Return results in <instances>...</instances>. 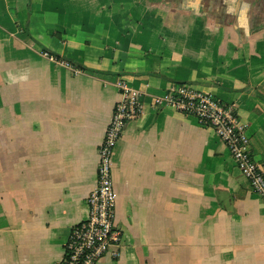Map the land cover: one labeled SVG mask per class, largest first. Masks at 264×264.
<instances>
[{"label":"crops","instance_id":"0c3cea01","mask_svg":"<svg viewBox=\"0 0 264 264\" xmlns=\"http://www.w3.org/2000/svg\"><path fill=\"white\" fill-rule=\"evenodd\" d=\"M121 79L144 111L115 147L124 241L99 264H264V203L225 144L153 103L212 93L264 165V0H0V264L63 258Z\"/></svg>","mask_w":264,"mask_h":264},{"label":"built area","instance_id":"2783aa9c","mask_svg":"<svg viewBox=\"0 0 264 264\" xmlns=\"http://www.w3.org/2000/svg\"><path fill=\"white\" fill-rule=\"evenodd\" d=\"M45 55L58 60L47 52ZM116 87L122 99L115 105L98 149L96 187L86 199L89 214L72 228L59 264H99L107 255H120L124 235L116 223L112 159L127 125L143 114L144 103L142 92L125 80H119ZM153 103L159 108L171 107L185 116H193L202 126L212 129L229 150L252 191L264 203V165L253 158L245 126L232 105L190 84L173 86L166 94L155 96Z\"/></svg>","mask_w":264,"mask_h":264}]
</instances>
